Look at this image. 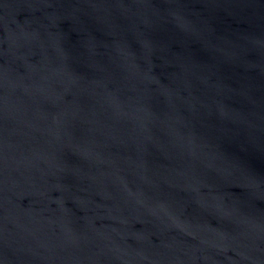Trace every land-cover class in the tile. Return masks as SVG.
I'll return each mask as SVG.
<instances>
[{
    "label": "water",
    "instance_id": "obj_1",
    "mask_svg": "<svg viewBox=\"0 0 264 264\" xmlns=\"http://www.w3.org/2000/svg\"><path fill=\"white\" fill-rule=\"evenodd\" d=\"M0 264H264V0H0Z\"/></svg>",
    "mask_w": 264,
    "mask_h": 264
}]
</instances>
